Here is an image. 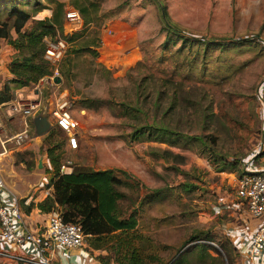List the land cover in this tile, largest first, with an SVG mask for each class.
I'll list each match as a JSON object with an SVG mask.
<instances>
[{"label":"rangeland","instance_id":"rangeland-1","mask_svg":"<svg viewBox=\"0 0 264 264\" xmlns=\"http://www.w3.org/2000/svg\"><path fill=\"white\" fill-rule=\"evenodd\" d=\"M58 1L62 33L54 35L63 48L50 64L60 81L43 77L10 85L14 97L17 89L35 97L34 114H45L50 124L49 108L66 100L77 121L76 146H68L65 133L53 127L54 152L67 165L64 171L110 168L118 178L123 196L117 213L132 217L133 227L98 240L85 234L82 248L98 260L103 255L107 264L125 261L131 251L145 264H240L227 233L233 217L220 203L233 191L244 162L264 163V0H89L106 13L96 55L78 52L67 76L58 71L60 62L81 36H65L80 30L82 20L66 19L72 5ZM158 3L179 31L164 28ZM13 4L31 13L22 29L53 8L51 0H0V21L10 20ZM14 55L22 52L0 37V86L11 77L7 65ZM93 97L103 102L83 106L82 99ZM128 100L130 111L124 113L120 104ZM1 120V138L23 127L20 115ZM26 122L27 137L8 142L0 159V176L21 206L52 189L46 186L53 164L45 149L53 144L45 137L51 125L35 134L28 117ZM134 125L167 127L178 141L132 139ZM253 151L260 153L250 156ZM0 264L24 263L0 255Z\"/></svg>","mask_w":264,"mask_h":264},{"label":"trees","instance_id":"trees-1","mask_svg":"<svg viewBox=\"0 0 264 264\" xmlns=\"http://www.w3.org/2000/svg\"><path fill=\"white\" fill-rule=\"evenodd\" d=\"M51 1L53 2V8L50 16L37 19L30 28L22 29L31 13L16 4H13L7 11L6 16L10 20L8 22L0 21V37L4 38L17 53L22 52V57L18 58L14 55L7 65L11 77L0 86V103L9 101L14 97L11 83L20 87L35 83L41 77L52 73L53 67L49 61L43 58L44 38L55 39V33L61 35L63 4L58 0ZM69 3L80 16L82 28L65 36L68 41L78 36H81V38L70 43L66 55L60 62L58 71L64 76H67L69 69L75 65L73 56L78 52L85 51L92 57L96 55L97 33L103 25L106 14L105 11L99 9L95 1L69 0ZM158 7L164 28L171 32L179 31L176 23L169 18L164 5L158 3ZM11 30L15 32V37L11 36ZM194 38H197V36H192V39ZM204 40L208 39L204 38ZM163 44L166 45L167 43L163 42ZM96 65L98 64L96 63ZM89 68H92L91 65ZM96 68H93V70L96 71ZM104 70L108 72L107 69ZM81 102L83 106L90 107L100 105L103 100L99 97H93L84 98ZM129 104V100L120 104L123 105L121 110L124 113L130 111V106H127ZM145 126L146 128L139 125L132 126L130 137L132 139L141 137L164 140L170 144L178 141L177 135L167 127L153 129L155 126H152L153 128L149 129L147 125ZM53 127L59 129L55 124H52L51 128L47 130L45 137L49 143L56 141ZM190 136L198 137L196 135ZM57 146L58 143L55 142L45 148L49 162L53 164L48 185H46L47 187L51 186V191L36 202L29 201L25 203L22 210L28 212L31 207H36L40 212L47 213L58 209L64 221L78 224L84 236L85 234L95 235L94 239H99L98 236L108 231L133 227L134 219L132 217L120 218L117 213V202L123 196V193L117 188L118 178L113 174L112 169L60 171L59 166L61 163L57 160L59 155L54 152ZM259 153L257 152L256 155ZM236 162V160L230 161L229 164L233 165ZM96 247L100 246L94 243V248ZM122 256L125 257L126 253H122ZM97 257L100 262L107 264L103 255H97ZM119 264L145 263L143 258L135 256L131 251L126 256V260L119 262Z\"/></svg>","mask_w":264,"mask_h":264},{"label":"built area","instance_id":"built-area-1","mask_svg":"<svg viewBox=\"0 0 264 264\" xmlns=\"http://www.w3.org/2000/svg\"><path fill=\"white\" fill-rule=\"evenodd\" d=\"M66 19L78 18L76 9L65 10ZM43 58L50 63L59 60L62 54L61 39L44 38ZM48 81L53 75H45ZM41 77V78H43ZM31 93L36 94V91ZM15 97L0 103V159L7 153V143H19L27 137L28 117L34 115L33 110L38 101L35 97L24 94L20 89ZM48 113L52 124L66 133L67 145L76 146L77 121L71 115L65 99H60ZM20 115L23 127L20 131L1 138L2 118ZM258 150V148H257ZM258 152V151H257ZM256 153L253 151L250 156ZM243 172L235 178L232 192L221 196L223 203L229 207L233 217L228 228L229 237L237 253L240 264H264V163L244 162ZM66 164L61 163L60 171ZM4 181L0 176V255L13 258L24 264H56L51 258L54 250H68L82 246L84 233L81 227L64 221L57 209L48 212L45 223L40 228H31L21 217L17 200L5 191ZM211 243V242H210ZM213 244V243H212Z\"/></svg>","mask_w":264,"mask_h":264},{"label":"crops","instance_id":"crops-1","mask_svg":"<svg viewBox=\"0 0 264 264\" xmlns=\"http://www.w3.org/2000/svg\"><path fill=\"white\" fill-rule=\"evenodd\" d=\"M49 188H51V186ZM5 189L6 192L11 193L17 200L21 212V217L29 225V227L33 229L40 228L45 223L48 212H40L36 207H31L28 212H24L19 202L20 198L15 195L10 189H8L6 185ZM24 202H29V199L27 198L26 200H24ZM93 255V252L91 253L89 250L82 248V246H79L68 250H54L51 254V258L56 264H106L100 262Z\"/></svg>","mask_w":264,"mask_h":264},{"label":"water","instance_id":"water-1","mask_svg":"<svg viewBox=\"0 0 264 264\" xmlns=\"http://www.w3.org/2000/svg\"><path fill=\"white\" fill-rule=\"evenodd\" d=\"M52 79L55 82H59L60 76L56 75ZM31 123L35 134H41L50 127V122L48 118L46 117L45 114L42 113L34 114L31 117Z\"/></svg>","mask_w":264,"mask_h":264}]
</instances>
